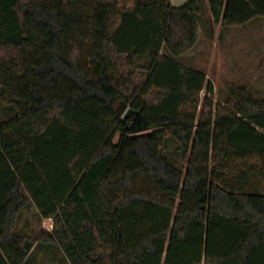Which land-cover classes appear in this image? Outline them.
<instances>
[{"label":"trees","instance_id":"1","mask_svg":"<svg viewBox=\"0 0 264 264\" xmlns=\"http://www.w3.org/2000/svg\"><path fill=\"white\" fill-rule=\"evenodd\" d=\"M1 2L0 264L36 244L68 264H264V100L233 85L216 105L181 62L197 0ZM208 2L214 27L264 18V0ZM31 203L52 232L18 233Z\"/></svg>","mask_w":264,"mask_h":264},{"label":"rangeland","instance_id":"2","mask_svg":"<svg viewBox=\"0 0 264 264\" xmlns=\"http://www.w3.org/2000/svg\"><path fill=\"white\" fill-rule=\"evenodd\" d=\"M191 0H172L175 7ZM200 10L199 42L189 56L181 62L206 73L215 86V104L224 105L229 99L231 86H248L257 100H264V18H257L241 27L213 26L208 0H197ZM148 59H136L130 69L139 79L147 76ZM13 105L0 98V121L15 114ZM119 135L115 138V143ZM177 168L185 169L177 144L169 139L164 152ZM52 220H42L35 205L25 209L18 225V233L27 237H39L51 231ZM27 264H68L59 248L36 244Z\"/></svg>","mask_w":264,"mask_h":264},{"label":"crops","instance_id":"3","mask_svg":"<svg viewBox=\"0 0 264 264\" xmlns=\"http://www.w3.org/2000/svg\"><path fill=\"white\" fill-rule=\"evenodd\" d=\"M3 4H5L4 2H1V6H0V14H2L3 12H2V9L5 7V5H3ZM3 15H5V14H3ZM194 50V49H193ZM193 50L192 51H190L188 54H186L185 56H189V54H191L192 52H193ZM52 230H53V228H52ZM52 230L51 231H48V232H52Z\"/></svg>","mask_w":264,"mask_h":264}]
</instances>
